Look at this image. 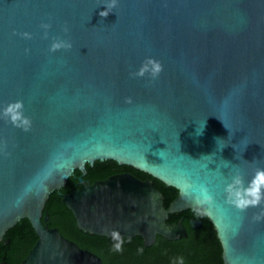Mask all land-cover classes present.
Here are the masks:
<instances>
[{
    "label": "water",
    "instance_id": "water-1",
    "mask_svg": "<svg viewBox=\"0 0 264 264\" xmlns=\"http://www.w3.org/2000/svg\"><path fill=\"white\" fill-rule=\"evenodd\" d=\"M103 8L0 0V108L22 100L31 119L26 132L0 118V244L28 218L38 239L22 264H105L48 225L45 206L59 191L84 232L151 246L188 235L171 213L204 211L224 264H264V218L255 219L264 200L241 211L224 191L233 175L246 186L264 168V0H118L100 17ZM42 23L52 26L47 39ZM53 38L72 47L50 52ZM147 57L160 75L132 76ZM109 159L178 195L167 207L152 178L131 172L80 176V187L61 191L77 169Z\"/></svg>",
    "mask_w": 264,
    "mask_h": 264
},
{
    "label": "trees",
    "instance_id": "trees-1",
    "mask_svg": "<svg viewBox=\"0 0 264 264\" xmlns=\"http://www.w3.org/2000/svg\"><path fill=\"white\" fill-rule=\"evenodd\" d=\"M87 174L77 169L73 176L68 179L67 185L61 189L62 192H70L79 186V177H87L94 182L98 179H105L112 174L121 172H131L141 179L152 178L155 186L164 194L165 205L169 207L170 203L178 195V190L173 186H168L160 179L139 170L133 166L121 165L115 160H97L94 165L87 164ZM45 212L49 214L47 223L50 227H58L60 231L70 239L75 240L84 248H88L98 253L107 264H112L119 260L120 263L127 264H174L178 257H183L187 263L200 264V257L212 251L217 259V264H224L222 257V244L217 237L216 230L209 217L204 211H193L187 209L181 212L171 213L170 222H177L183 219V223L189 228V237L170 240L158 235L157 241L151 245H144L141 238H137L134 244L133 254L129 257L124 255H115L116 240L113 237L102 236L84 232L78 228L76 218L70 208L62 201L59 191L51 193L46 206ZM191 218H201L205 221L204 226L198 230H192L190 227ZM18 232L25 235L24 240L19 237L14 239L12 246L6 247L1 255L7 254L9 264H19L22 257L35 244L38 235L33 228L30 220L24 218L18 223ZM213 235L214 240L210 243L203 241L200 236Z\"/></svg>",
    "mask_w": 264,
    "mask_h": 264
},
{
    "label": "clouds",
    "instance_id": "clouds-1",
    "mask_svg": "<svg viewBox=\"0 0 264 264\" xmlns=\"http://www.w3.org/2000/svg\"><path fill=\"white\" fill-rule=\"evenodd\" d=\"M118 0H103L104 8L99 12L100 17H107L110 10L116 7ZM51 24L42 23L40 28L43 31V37L48 38V30L51 28ZM63 31L67 33L68 28L64 27ZM15 34V32H14ZM20 35L25 39H31L32 33L23 32ZM72 47L71 41L63 38H53L49 46L50 52H55L59 49H70ZM29 49H25L27 53ZM163 70V65L161 62L153 57H147L140 65V67L133 73L132 76L142 77L148 73L152 79H156ZM0 118L8 119L13 126L21 128L24 131H29L31 127V119L24 114V102L22 100H15L8 103L3 108H0ZM223 122V121H222ZM224 124V123H223ZM225 126V125H224ZM203 129L200 131L196 130V135H201ZM218 139V138H217ZM206 192V189H202ZM224 191L226 193L227 201L233 204L236 208L243 211L248 207L258 206L262 200H264V168H257L249 180L248 184L245 186L243 178L240 174H235L232 176L231 180L227 182L224 186ZM210 200L211 197H206ZM203 201H197V203H202ZM264 218V212L260 216L255 217L259 220ZM117 251L121 250V244L115 245ZM179 264H183V257L177 258Z\"/></svg>",
    "mask_w": 264,
    "mask_h": 264
},
{
    "label": "flooded vegetation",
    "instance_id": "flooded-vegetation-1",
    "mask_svg": "<svg viewBox=\"0 0 264 264\" xmlns=\"http://www.w3.org/2000/svg\"><path fill=\"white\" fill-rule=\"evenodd\" d=\"M86 175V174H85ZM84 179L86 180V181H91L89 178H87V177H84ZM81 185H79L78 187H80ZM77 187V188H78ZM192 219H195V220H199V221H201V226H199V227H196V228H194L193 226H192V224H191V220ZM180 220H182V222H183V219H180ZM21 221V220H20ZM19 223V222H18ZM18 223L14 226V227H12V228H10L8 231H7V234H6V238L9 240L7 243H1L0 244V264H3V263H5V264H9V261H8V258H7V254H4V255H1V252L6 248V247H10V246H12V244H13V242H14V239H16L17 237H19V239L20 240H24L25 239V235L24 234H22V233H20V232H18ZM184 224V223H183ZM204 224H205V221L203 220V219H201V218H191L190 219V227H191V229L192 230H198V229H201L203 226H204ZM185 225V224H184ZM185 227H186V229H187V233H188V235L186 236V237H183V238H188L189 237V228H188V226L187 225H185ZM215 228V227H214ZM216 234H217V232H216ZM201 237V239L203 240V241H205V242H209L208 243V248L210 249V243H212L213 242V240H214V237H213V235H209V234H207V235H203V236H200ZM218 237V236H217ZM115 240H116V244H118V243H120L121 244V250H119V251H117L116 249H115V255L116 256H120V255H124V256H126V257H129V256H131L132 254H133V250H134V244H135V241L137 240V238H141L142 239V241H143V238L141 237V236H135V237H113ZM183 238H181V239H183ZM178 240V239H177ZM36 243V242H35ZM143 243H144V241H143ZM145 245V244H144ZM34 246V245H33ZM32 246V247H33ZM210 246V247H209ZM31 247V248H32ZM30 248V249H31ZM30 249L27 251V254L24 256V257H22V259H21V261H20V263L19 264H22V261L24 260V258L28 255V253H29V251H30ZM223 253V252H222ZM98 254V253H97ZM99 255V254H98ZM223 257V256H222ZM105 262V261H104ZM177 263H179V261H177L176 263H174V264H177ZM183 263H185V264H189V262L187 263L186 261H184L183 260ZM105 264H107L106 262H105ZM112 264H127V263H120L119 262V260H116V261H114ZM190 264H193V263H190ZM200 264H217V259H216V257H215V254L212 252V251H209V253H207L206 255H204V256H202V257H200Z\"/></svg>",
    "mask_w": 264,
    "mask_h": 264
}]
</instances>
